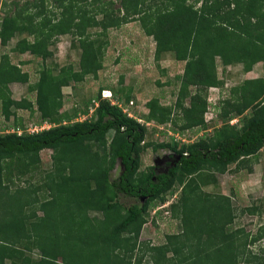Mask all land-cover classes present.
I'll return each mask as SVG.
<instances>
[{
  "label": "trees",
  "instance_id": "1",
  "mask_svg": "<svg viewBox=\"0 0 264 264\" xmlns=\"http://www.w3.org/2000/svg\"><path fill=\"white\" fill-rule=\"evenodd\" d=\"M119 1L116 6L112 0H52L53 10L48 0H13L14 8L4 10L1 43L22 35L16 47L44 65L30 82L29 72L1 60L0 114L24 128L17 110L54 125L38 132H0V264H264V226L258 234L236 227L239 214L232 196L204 191L230 165L251 172L258 162L253 157L264 147V75L232 87L220 99L223 125L183 146L147 141L145 124L103 98L102 90L92 109L88 103L73 114L63 111V88L89 75L98 77L104 67L108 30L139 21L156 42V58L175 52L185 61L175 103L152 98L146 119L167 123L180 117L183 130L207 127L209 88L225 85L219 62L224 67L241 63L246 72L264 63V0ZM63 34L79 42V69L67 64L55 72L58 65L46 61ZM14 82L29 83L34 99L13 98ZM123 94L126 103L132 101L131 88ZM248 110L252 114L245 116ZM237 116L243 117L240 127L230 125ZM152 145L169 150L173 160L166 171L141 170V153ZM45 149L53 151L52 168L35 188L13 190L8 185L12 174L37 172ZM173 191L179 193L168 210L179 221V231L159 244L141 240L150 208ZM121 194L139 201L126 206ZM12 204L17 214L11 216ZM65 211L73 217L78 213V230L73 231L75 222ZM93 211L102 216H91ZM257 242L262 244L253 250ZM33 250L40 252L38 258Z\"/></svg>",
  "mask_w": 264,
  "mask_h": 264
},
{
  "label": "rangeland",
  "instance_id": "2",
  "mask_svg": "<svg viewBox=\"0 0 264 264\" xmlns=\"http://www.w3.org/2000/svg\"><path fill=\"white\" fill-rule=\"evenodd\" d=\"M12 1L0 0V26L4 10L10 9ZM17 1L22 3L24 0ZM112 1L116 2V6H119V0ZM48 2L55 10L56 7L53 5L52 0H48ZM197 5L200 6V2ZM92 30L93 34H97L96 32L99 31L98 28ZM22 37V35H17L6 45H3L0 40V62L1 60H10L13 64L21 66L26 72H29L30 82H34L39 75V70L44 65V61L30 52H20L16 46ZM107 38L109 43L106 48L104 67L100 70L98 77L89 75L81 82H76V84L72 82L74 86L64 87L65 105L63 111L73 114L75 108H83L88 103L92 109L99 92L101 90L103 92V88L111 90L113 93L115 92L114 94H117L115 98L117 103L126 107V112L129 115L145 124L147 127L146 140L149 142H171L183 146L201 137L214 134L223 125L222 119L219 117L220 99L229 96L231 88L241 84L244 80L264 75V63L262 62L257 63L252 71L246 72L244 71V65L241 63L224 67L218 59L219 76L225 82V85L209 88L208 108L205 113V118L209 120L208 126L183 130L180 127V117L175 121L170 120L167 123H159L154 120H147L146 115L149 112L147 103L154 97L159 98L164 105L171 106L175 103L180 87L178 76L184 73L185 61L178 60L175 52H164L159 58H156V42L152 36L145 33L139 21H131L121 27L110 28ZM51 48L54 54L47 59L46 64H57L58 67L55 72H58L60 67L67 64H74V67L79 69L81 50L79 42H76L71 35H60L56 44L51 45ZM28 87L29 83H11L10 88L13 98L16 100L25 97L34 99L35 92H30ZM129 88L132 89L133 104H131V101L129 103L125 102L123 91ZM16 112H18L17 115H20L21 119L23 118L26 125L37 121L36 115H31L30 111L17 110ZM178 114L180 116L182 113L179 112ZM251 114L252 111L248 110L245 116ZM242 118V116L235 117L230 121V125L240 127L243 122ZM15 121L13 117L10 121H5L0 114V132L12 131V129L18 127L24 128L19 122L15 123ZM112 135L113 131H110L108 137H112ZM52 156L53 151L51 149L43 150L42 162L38 167V171L19 177L14 173L12 179L8 180V185H11L13 190H16L17 186L28 187V189L35 188L46 172L52 168ZM253 158H257L258 162L253 163L251 172L248 169L235 171V164H232L227 172H217L218 180L213 184L205 185L204 191L231 195L232 202L239 214L235 226L244 227L252 234H258L264 226V147ZM172 160L173 158H170L168 149L154 150L152 145L141 153V170L155 166L158 171H166L168 168L167 162ZM117 173V169L112 171V177L116 176ZM10 174L9 172L6 177H9ZM178 193L179 191L169 193L165 201L150 208L148 221L142 229L141 240H150L155 244H159L165 241L168 233L179 231V221L173 218L168 210V206L176 200ZM27 197H30V195H27ZM120 201L127 206L137 203L139 200L121 194ZM163 204L166 206L164 207ZM11 207L12 216L15 212L14 204ZM247 208H255L258 212H243ZM90 215L96 217L102 216V213L93 211ZM64 216H68V219L76 223L71 226L73 231L78 230V213L73 217L70 212L65 211ZM51 221H54V219ZM38 222L40 221H36V223ZM38 230L40 231L39 228ZM46 233H51L50 226H47ZM260 243L262 244V242ZM260 243L254 244L252 249L258 250ZM39 253L38 250H33L31 254L34 258H38Z\"/></svg>",
  "mask_w": 264,
  "mask_h": 264
},
{
  "label": "built area",
  "instance_id": "3",
  "mask_svg": "<svg viewBox=\"0 0 264 264\" xmlns=\"http://www.w3.org/2000/svg\"><path fill=\"white\" fill-rule=\"evenodd\" d=\"M103 95H104V97L111 96L112 97L111 98L112 103H117V101L113 97L112 92L105 91L103 93ZM94 102H95L96 105L99 104L98 100H94ZM131 104H133V101H131ZM124 110L126 111L127 109L125 108ZM52 125H54V123H51L49 121H44V122H41V123H30L29 125L26 126V128L18 127L16 129H12V131H17L19 134H21L24 131H27V132H38V131H41V130H44V129H48Z\"/></svg>",
  "mask_w": 264,
  "mask_h": 264
},
{
  "label": "clouds",
  "instance_id": "4",
  "mask_svg": "<svg viewBox=\"0 0 264 264\" xmlns=\"http://www.w3.org/2000/svg\"><path fill=\"white\" fill-rule=\"evenodd\" d=\"M105 91H107V92H112V94L114 95L113 91L103 89V92H102V97H103V98H106V99H109V100L111 101V98H112L111 96L104 97L103 93H104ZM113 97H114V96H113ZM114 98H115V97H114ZM111 102H112V101H111ZM122 108H123V110H124L126 107H123V106H122ZM124 111H125V110H124ZM126 111H127V110H126ZM126 111H125V112H126ZM126 113H127V112H126ZM205 120H206L207 122L209 121V120L206 119V118H205ZM36 123H37V122H36ZM25 132H26V131H25ZM163 206L165 207L166 205L163 204Z\"/></svg>",
  "mask_w": 264,
  "mask_h": 264
}]
</instances>
